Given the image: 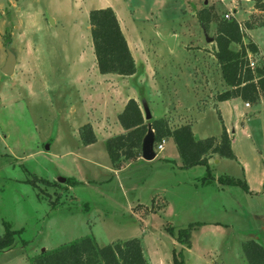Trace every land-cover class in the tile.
Returning <instances> with one entry per match:
<instances>
[{
	"label": "rangeland",
	"instance_id": "374dc122",
	"mask_svg": "<svg viewBox=\"0 0 264 264\" xmlns=\"http://www.w3.org/2000/svg\"><path fill=\"white\" fill-rule=\"evenodd\" d=\"M111 1L137 64L130 76L97 68L89 13L106 0H0V235L17 231L0 264H31L87 236L98 246L138 238L149 264H174L180 251L185 264H248L244 243L264 246V97L217 101L229 87L196 12L211 9L214 38L219 20H236L244 43L258 47L254 66L263 65L264 0ZM7 45L17 58L10 76L1 70ZM130 98L142 111L147 102V130L159 118L172 129L191 124L196 138L226 126L237 159L181 168L165 137L154 159L116 169L105 142L125 132L118 114ZM87 123L97 137L89 145ZM229 176L249 191L219 183ZM193 223L202 225L187 247L177 237Z\"/></svg>",
	"mask_w": 264,
	"mask_h": 264
},
{
	"label": "trees",
	"instance_id": "16d2710c",
	"mask_svg": "<svg viewBox=\"0 0 264 264\" xmlns=\"http://www.w3.org/2000/svg\"><path fill=\"white\" fill-rule=\"evenodd\" d=\"M196 15L200 25L209 30L213 20L211 9L205 6L198 10ZM89 22L99 72L124 76L135 74L137 64L115 10L110 6L93 9L89 13ZM216 30L215 57L221 67L223 80L229 87L217 94V101L241 98L249 104L257 103L264 97V64L252 67L249 60V53H258L257 45L253 42L244 43L245 33L234 19L219 20ZM233 44H240V49L232 48ZM118 121L125 132L110 137L105 142L110 160L116 169L141 156L142 140L148 131L145 115L135 98L128 99L123 110L118 114ZM151 126L155 131L156 142H160L165 137L174 139L182 160L181 168L198 165L209 168V160L215 155L220 158L237 159L232 147L231 135L224 126L219 136L205 138H196L191 124H183L172 129L164 118H159L154 119ZM80 136L85 145L97 141L89 123L80 128ZM211 177L212 175L206 179L210 180ZM39 180L51 184L48 179L39 178ZM219 183L240 185L249 191L246 181H239L230 176L220 178ZM198 225L202 223H193L187 228L180 229L177 237L179 242L190 247L192 229ZM16 233L17 231L8 228L3 235H0V250L14 244ZM243 253L248 264H264V246L259 241L251 239L245 242ZM31 264L149 263L138 238L98 246L93 238L87 236L55 249L43 251L31 260ZM174 264H185L181 251L174 256Z\"/></svg>",
	"mask_w": 264,
	"mask_h": 264
},
{
	"label": "water",
	"instance_id": "95a60500",
	"mask_svg": "<svg viewBox=\"0 0 264 264\" xmlns=\"http://www.w3.org/2000/svg\"><path fill=\"white\" fill-rule=\"evenodd\" d=\"M258 2H260L261 0H257ZM204 33H205V38L207 42H214L215 38L209 36L207 30L205 28H203ZM166 41L169 43L170 46L173 45V41H174V37H168L166 38ZM6 51H7V56H6V60L5 63L2 67V73L10 76L14 73L16 64H17V58L15 53L10 50V48L8 47V45L6 46ZM142 106H143V111H144V115H145V119L146 120H151L153 118V115L148 107V104L146 101L142 102ZM154 144H155V133L154 130L152 128L151 125L148 126V131L146 133V135L144 136L143 140H142V146H141V156L144 160H152L156 157V152L154 150ZM61 181L65 180V179H60Z\"/></svg>",
	"mask_w": 264,
	"mask_h": 264
},
{
	"label": "crops",
	"instance_id": "0c3cea01",
	"mask_svg": "<svg viewBox=\"0 0 264 264\" xmlns=\"http://www.w3.org/2000/svg\"><path fill=\"white\" fill-rule=\"evenodd\" d=\"M102 2H104V0H101V3ZM108 2V3H107ZM107 6H110V7H112L114 10H115V12H116V14H118V10H117V7L112 3V1L111 0H106V3L104 2V4H102L101 6H99L98 8H103V7H107ZM117 16H119V14L117 15ZM120 21V20H119ZM122 27V26H121ZM123 30V29H122ZM124 32V31H123ZM259 50H260V48H259ZM261 54V53H260ZM16 67H17V64H16ZM16 67H15V70H14V73L16 72ZM244 101V100H243ZM221 102V101H220ZM245 102V101H244ZM248 102H245V106H247L246 104H247ZM249 106V105H248ZM226 129H227V127L226 126H224ZM227 131L230 133V131L227 129ZM95 132V131H94ZM96 135V134H95ZM97 138V137H96ZM205 138V137H204ZM231 138H232V135H231ZM216 157H218L217 155H215ZM166 160L168 159V157H166L165 158ZM247 182V181H246ZM248 184V183H247ZM249 186V185H248Z\"/></svg>",
	"mask_w": 264,
	"mask_h": 264
},
{
	"label": "built area",
	"instance_id": "2783aa9c",
	"mask_svg": "<svg viewBox=\"0 0 264 264\" xmlns=\"http://www.w3.org/2000/svg\"><path fill=\"white\" fill-rule=\"evenodd\" d=\"M229 18V15H226ZM249 60H250V64L252 67H254V60L251 59V54L249 53ZM247 106L249 105V103L246 104ZM164 144H165V138H163L160 142H158V145L154 146V150H155V147L158 148L159 150H162L163 147H164ZM156 152V151H155Z\"/></svg>",
	"mask_w": 264,
	"mask_h": 264
}]
</instances>
